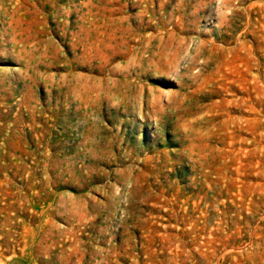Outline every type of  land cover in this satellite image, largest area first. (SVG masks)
Here are the masks:
<instances>
[{
    "label": "rangeland",
    "instance_id": "obj_1",
    "mask_svg": "<svg viewBox=\"0 0 264 264\" xmlns=\"http://www.w3.org/2000/svg\"><path fill=\"white\" fill-rule=\"evenodd\" d=\"M0 264H264V0H0Z\"/></svg>",
    "mask_w": 264,
    "mask_h": 264
}]
</instances>
